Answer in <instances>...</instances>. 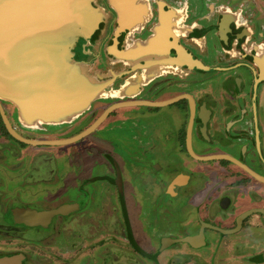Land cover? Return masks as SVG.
<instances>
[{
    "label": "flooded vegetation",
    "instance_id": "1",
    "mask_svg": "<svg viewBox=\"0 0 264 264\" xmlns=\"http://www.w3.org/2000/svg\"><path fill=\"white\" fill-rule=\"evenodd\" d=\"M87 1L72 57L103 93L35 128L0 97V258L264 264V0ZM80 141L70 174L49 148Z\"/></svg>",
    "mask_w": 264,
    "mask_h": 264
},
{
    "label": "water",
    "instance_id": "2",
    "mask_svg": "<svg viewBox=\"0 0 264 264\" xmlns=\"http://www.w3.org/2000/svg\"><path fill=\"white\" fill-rule=\"evenodd\" d=\"M88 5L87 0H0V97L17 106L23 125L71 122L103 93L101 83L72 57L78 37L96 25ZM111 110L76 136L57 143L92 133ZM5 120L16 134L6 116ZM37 217L27 216L31 221ZM19 260L3 257L0 264Z\"/></svg>",
    "mask_w": 264,
    "mask_h": 264
},
{
    "label": "rangeland",
    "instance_id": "3",
    "mask_svg": "<svg viewBox=\"0 0 264 264\" xmlns=\"http://www.w3.org/2000/svg\"><path fill=\"white\" fill-rule=\"evenodd\" d=\"M80 129H77V130H74V131H72V133H79L80 131H79ZM62 134H65L64 132H66V131H60ZM95 135L96 134H92L91 136H90V138H93V137H95ZM61 148L62 147H59L58 149L57 148H49L50 149V153H55V154H64V152H70L69 154H64L63 156V158H59V159H54V160H56V164L58 163V165L59 166H61V168H62V165H63V167H64V169L66 170V171H69V173L71 174V173H73V171H74V169H75V171H76V168H75V166H77V170H78V172L79 173H81V141H80V143L78 144V145H74V146H72V147H63L62 149L63 150H61ZM66 149H68V151L66 150ZM71 150V151H70ZM78 150V151H77ZM63 152V153H61V152ZM54 162V161H53ZM80 162V163H79ZM55 163V162H54ZM79 163V165H76V164H78ZM98 168V167H97ZM75 171H74V173H75ZM58 184H61V181H59L58 182ZM75 186V185H74ZM77 186V185H76ZM75 186V187H76ZM69 190H70V193L71 192H76L75 190H74V188L72 187V186H70V188H69ZM264 238V232L262 231L261 232V234L258 236V239L257 240H259V242H262V239ZM217 239H218V237H217ZM217 239H215V237L213 236H210V241H214V240H217ZM5 245L8 247H6L7 249H9L10 247H11V245H12V247H13V244H10V245H7L6 243H5ZM24 244H22L21 246H23ZM228 245V247L226 248V246ZM234 246H235V244H234V242H232V243H228V244H226L225 245V248H226V250L227 251H232L233 250V248H234ZM224 248V249H225ZM175 252H178V249H176V250H174ZM223 261H234V260H227V259H225V260H222V262H219L218 264H223ZM225 264H227V263H225Z\"/></svg>",
    "mask_w": 264,
    "mask_h": 264
},
{
    "label": "bare ground",
    "instance_id": "4",
    "mask_svg": "<svg viewBox=\"0 0 264 264\" xmlns=\"http://www.w3.org/2000/svg\"><path fill=\"white\" fill-rule=\"evenodd\" d=\"M21 261H22V259H21ZM23 264V263H22Z\"/></svg>",
    "mask_w": 264,
    "mask_h": 264
}]
</instances>
